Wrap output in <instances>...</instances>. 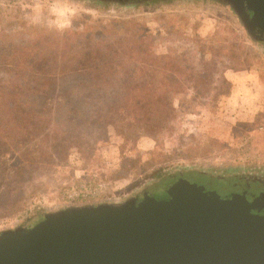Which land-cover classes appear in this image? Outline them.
<instances>
[{
	"label": "rangeland",
	"instance_id": "obj_1",
	"mask_svg": "<svg viewBox=\"0 0 264 264\" xmlns=\"http://www.w3.org/2000/svg\"><path fill=\"white\" fill-rule=\"evenodd\" d=\"M134 37L143 44L134 50L132 60L120 55L109 61L142 70L140 78L127 85L159 91L165 107L160 133L142 134L124 113L119 118L109 115L100 120L101 125L92 126L84 111L80 117L89 128L83 131L86 137L76 140V147L44 148L43 158L23 164L14 146L18 147L19 138L23 143L27 138L15 127L30 123L51 129L55 122L63 129L68 119H63V111L68 106L53 100L46 107L48 116L34 120L26 115L14 121L0 116V140L8 143L10 165L24 169L21 183L10 185L17 192L3 194L0 200V233L30 226L46 213L68 206L123 201L171 183L167 177L182 172L226 177L264 173V97L253 98L257 91H264V84L243 79L250 92L238 97L231 93L219 108L214 101L221 90L227 91L233 74L243 78L254 70L264 74V44L247 34L229 6L219 0H159L130 6L95 0H0V48L10 41L20 46L36 42L43 56L65 49L67 42L82 46L89 38L115 43ZM51 41L56 48L48 46ZM48 59L46 65L35 68L50 72L66 65ZM27 103V110L40 111L43 106L41 101L36 106L33 101ZM69 107L81 111L74 102ZM119 133H126L130 141L125 142ZM6 177L13 179V174ZM89 189L100 190L99 195L67 198L73 191Z\"/></svg>",
	"mask_w": 264,
	"mask_h": 264
},
{
	"label": "water",
	"instance_id": "obj_2",
	"mask_svg": "<svg viewBox=\"0 0 264 264\" xmlns=\"http://www.w3.org/2000/svg\"><path fill=\"white\" fill-rule=\"evenodd\" d=\"M219 1L264 44V0ZM255 205L180 178L3 231L0 264H264V216Z\"/></svg>",
	"mask_w": 264,
	"mask_h": 264
},
{
	"label": "trees",
	"instance_id": "obj_3",
	"mask_svg": "<svg viewBox=\"0 0 264 264\" xmlns=\"http://www.w3.org/2000/svg\"><path fill=\"white\" fill-rule=\"evenodd\" d=\"M87 42L82 46L75 45L74 41L67 42L65 49L61 47L53 55L43 56L37 50L36 42L27 41L21 43L20 46L10 41L8 46L4 45L0 48V68H2L0 69L2 72L0 76V116H7L14 121L19 116L26 115L32 116L34 120V117L40 119L48 116L46 107L53 100L68 106L64 107L63 111V119L68 118L63 129H61L62 125L55 122V127L51 129L32 126L33 124L30 123H25L23 127L20 125L15 127L19 134L27 138L24 143L23 139L19 138L18 147L14 146L19 150L20 160L23 161L21 163L28 164V161H35L38 157L43 158L44 148L54 151V148H59V146L76 147V140L84 135V130L89 128L80 117L84 111L87 117L91 118L92 126L101 125L100 120L103 118L102 121H104L109 115H112V118L116 116L119 118L124 113L128 115L126 120L133 128L137 127L141 130L142 134L150 137L153 133H160L159 120H161L165 107L160 103L159 91L154 88L146 89L138 85H127L128 82L139 79L142 70L134 66L128 69L123 63L116 64L114 61H109V59L119 58L120 55H124V59L132 60L134 50H138L143 41L134 37L115 43L91 38L87 39ZM73 44L75 47L71 46ZM48 46L56 48L53 41L49 42ZM48 58H53L55 61L59 59L66 65L63 69H54L50 72L45 71L43 67L35 68L46 65ZM23 65L28 67L23 69ZM116 68L121 71L118 72ZM116 82L119 85H115ZM230 83L227 84V91L221 90L216 95L214 101L220 103L217 104L218 108L224 106L233 91V84ZM31 101L34 106L41 101L42 109L36 111L31 107L27 110V102ZM72 102L76 103L81 111L70 108ZM52 114L54 116L56 113L53 111ZM119 135L125 142L130 141L126 133H119ZM40 138L41 140L38 141ZM6 144L0 140V200L3 194L10 195L17 192V189L10 185L13 182L16 185L21 183L19 179L24 170L21 166L10 165L9 158L12 153ZM2 148L7 150L3 151ZM10 173L13 174V179H7L6 176Z\"/></svg>",
	"mask_w": 264,
	"mask_h": 264
},
{
	"label": "flooded vegetation",
	"instance_id": "obj_4",
	"mask_svg": "<svg viewBox=\"0 0 264 264\" xmlns=\"http://www.w3.org/2000/svg\"><path fill=\"white\" fill-rule=\"evenodd\" d=\"M109 1L122 5H149L159 0H95ZM180 178L194 180L197 185L214 190L218 195L230 197L240 195L246 199L256 201L255 211L264 216V173H240L239 176L226 177L209 174L206 171L179 173L171 175L166 180L174 182Z\"/></svg>",
	"mask_w": 264,
	"mask_h": 264
},
{
	"label": "crops",
	"instance_id": "obj_5",
	"mask_svg": "<svg viewBox=\"0 0 264 264\" xmlns=\"http://www.w3.org/2000/svg\"><path fill=\"white\" fill-rule=\"evenodd\" d=\"M262 57V65L264 67V57ZM264 70V68H263ZM247 82V80H251V82H253V85L255 83V85L259 86V84H264V74L261 73V72H258L256 70L254 71H250V72H247L246 73V77L243 78V75L241 74H233L232 77H229V80L231 81V83L233 84V96L234 97H238L239 94H241V96L246 92H250L248 87H244L243 82L244 81ZM251 84V83H250ZM262 88L260 87V89L258 90H261ZM264 97V91H257L255 94H254V99H257V98H263Z\"/></svg>",
	"mask_w": 264,
	"mask_h": 264
},
{
	"label": "built area",
	"instance_id": "obj_6",
	"mask_svg": "<svg viewBox=\"0 0 264 264\" xmlns=\"http://www.w3.org/2000/svg\"><path fill=\"white\" fill-rule=\"evenodd\" d=\"M98 186L102 187V185H98ZM99 191L100 190H96V189H94V190L89 189L88 191H86V190H79L76 192L73 191L67 195V198L69 200H79V199H84V198H88V197L94 198V197L99 195Z\"/></svg>",
	"mask_w": 264,
	"mask_h": 264
}]
</instances>
